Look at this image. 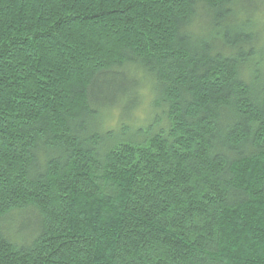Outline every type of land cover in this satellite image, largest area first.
Instances as JSON below:
<instances>
[{"label": "trees", "instance_id": "1", "mask_svg": "<svg viewBox=\"0 0 264 264\" xmlns=\"http://www.w3.org/2000/svg\"><path fill=\"white\" fill-rule=\"evenodd\" d=\"M248 1L0 0V264H264Z\"/></svg>", "mask_w": 264, "mask_h": 264}, {"label": "rangeland", "instance_id": "2", "mask_svg": "<svg viewBox=\"0 0 264 264\" xmlns=\"http://www.w3.org/2000/svg\"><path fill=\"white\" fill-rule=\"evenodd\" d=\"M250 3H256L255 6V16L254 19L257 22L255 31L260 37V46L264 47V0H251L248 1ZM260 6V7H259ZM139 97L140 103L136 107V109L131 114L130 123L133 128H137L138 126L147 125L150 119V105L152 102V94H151V84L147 81L142 82L139 88ZM121 114L122 109L117 107L110 111L104 112V122H103V129H114L116 130L121 122Z\"/></svg>", "mask_w": 264, "mask_h": 264}]
</instances>
